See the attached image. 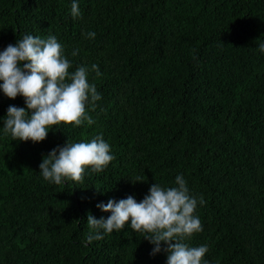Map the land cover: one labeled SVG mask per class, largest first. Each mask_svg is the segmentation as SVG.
<instances>
[{"label": "trees", "instance_id": "16d2710c", "mask_svg": "<svg viewBox=\"0 0 264 264\" xmlns=\"http://www.w3.org/2000/svg\"><path fill=\"white\" fill-rule=\"evenodd\" d=\"M73 2L0 0V51L53 35L101 96L88 105L94 124L34 144L5 135L9 105L25 104L0 91V264H166L128 225L88 243L87 216L107 218L97 204L139 202L177 175L198 201L203 230L185 243L208 247L202 264H264V0H75V19ZM96 136L115 157L104 171L43 179L52 149Z\"/></svg>", "mask_w": 264, "mask_h": 264}, {"label": "clouds", "instance_id": "9594fccd", "mask_svg": "<svg viewBox=\"0 0 264 264\" xmlns=\"http://www.w3.org/2000/svg\"><path fill=\"white\" fill-rule=\"evenodd\" d=\"M71 15L74 19L80 15L75 0ZM86 36L94 39L95 33L89 32ZM258 50L264 53V43L259 44ZM77 54L78 50L72 52V56ZM71 67L63 46L53 35L46 39L24 35L0 51V91L11 100L23 97L25 104V107L9 105L3 124L5 135H10L13 141L35 144L44 141L49 131L60 125L79 127L85 122L95 123L88 114V105L95 111L101 96L95 85L88 82L87 67L79 66L70 72ZM91 70L96 76L101 75L97 65L93 64ZM110 153V145L102 136L90 142L67 140L43 157L40 173L45 181L55 185L82 183L86 169L96 173L104 171L115 158ZM175 184V187L163 188L154 183L139 202L128 196L97 204L98 209L110 215L96 219L88 214V227L94 231L87 236V242L102 240L104 235L122 231L128 225L155 246L152 255L162 250L167 253L166 264H202L208 247H190L185 243L203 230L199 217L194 214L198 201L189 194L182 175L176 176ZM204 202L200 197L199 203ZM162 243L166 246L163 249Z\"/></svg>", "mask_w": 264, "mask_h": 264}]
</instances>
